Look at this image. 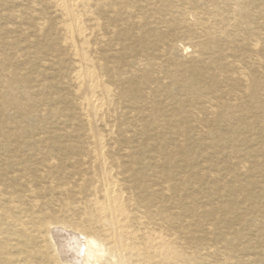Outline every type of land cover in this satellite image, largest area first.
Instances as JSON below:
<instances>
[{"label":"bare ground","instance_id":"obj_1","mask_svg":"<svg viewBox=\"0 0 264 264\" xmlns=\"http://www.w3.org/2000/svg\"><path fill=\"white\" fill-rule=\"evenodd\" d=\"M27 1L0 264H264V0Z\"/></svg>","mask_w":264,"mask_h":264},{"label":"rangeland","instance_id":"obj_2","mask_svg":"<svg viewBox=\"0 0 264 264\" xmlns=\"http://www.w3.org/2000/svg\"><path fill=\"white\" fill-rule=\"evenodd\" d=\"M15 3H18V4H15ZM28 4L29 3L27 0H22V1L21 0H0V27H1V29H0V45L2 44L0 46V49H2V51L4 52L6 66L10 69L15 70L18 73L21 72V74L26 79L31 80L30 83L32 84V82L35 83L38 80H40V78L36 72L37 65L39 66L38 61L34 62L33 60H31L32 58L28 54V50L27 49L25 50V48H23V45L28 43V41L26 39L27 38L26 35L32 36V32H31L32 26H31V21L29 18L30 13H27V14L25 13L26 12L25 8L28 6ZM16 7L20 10L19 18L12 19L9 22L7 19L8 13L10 12V10H12ZM21 22H23V23H21ZM18 26H22L26 29V33H25L26 35L20 34V32L17 31ZM31 38H32V42H33L34 41L33 36ZM7 41H9L10 44ZM20 48L21 49L23 48L22 50H25L26 55L15 56L14 51L18 50V49L20 50ZM31 64H33V66H30ZM58 119H59L58 117L50 118L48 120V122H50V123H48V126L50 125L52 128H57L60 124L59 123L60 121Z\"/></svg>","mask_w":264,"mask_h":264}]
</instances>
